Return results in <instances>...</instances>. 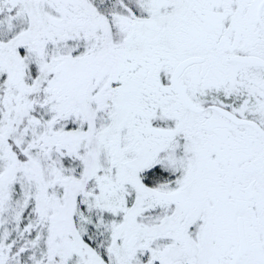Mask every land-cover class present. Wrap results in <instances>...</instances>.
I'll return each mask as SVG.
<instances>
[{
    "label": "snow or ice",
    "instance_id": "obj_1",
    "mask_svg": "<svg viewBox=\"0 0 264 264\" xmlns=\"http://www.w3.org/2000/svg\"><path fill=\"white\" fill-rule=\"evenodd\" d=\"M0 264H264V0H0Z\"/></svg>",
    "mask_w": 264,
    "mask_h": 264
}]
</instances>
